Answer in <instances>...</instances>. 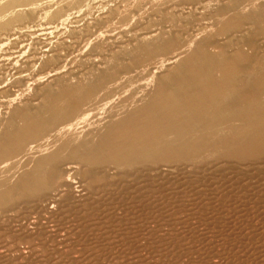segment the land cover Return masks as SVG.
<instances>
[{"label": "rangeland", "instance_id": "obj_1", "mask_svg": "<svg viewBox=\"0 0 264 264\" xmlns=\"http://www.w3.org/2000/svg\"><path fill=\"white\" fill-rule=\"evenodd\" d=\"M243 1L248 6H244L241 12L253 13L254 17L242 18L226 12V8L227 11L231 9L232 2L208 8L199 0H120V3L117 0H88L81 9H74L73 0H43L36 3L39 7L26 1L24 4L28 9L25 5L17 8L18 11L26 8L27 14L23 10L21 13L27 16L30 12L28 18L12 25L10 30H0V144L3 137L6 139L15 129L22 127L21 119L13 110L29 108L38 112L35 108L46 107L44 116L50 120L62 107L60 102L53 105L54 93L65 87L74 89L77 85L93 82L99 73L104 79L102 84L107 86V91L100 94L99 102L108 110L97 122L111 125L112 120L117 119V113L126 115L129 111L126 109L131 108L128 104L134 100L137 103L136 98L145 94L146 91L140 89L147 82V66L156 73V64L167 61L180 49L183 51L192 37L199 45L209 46L208 50H212L213 55L221 52L222 56L229 58L240 46L253 57L256 53L257 57L246 63L250 67L244 72L247 76L244 73L239 76L241 82L255 83L258 67H264V51L258 47V54L263 53L258 55L254 49L259 46L256 41L264 42V2ZM256 1L257 6H262L254 10ZM62 7L70 9L65 19L50 17L55 9ZM223 23L230 25L225 36L217 34L225 26ZM219 42L222 49L214 48L213 44ZM196 46L189 52L186 50V57L194 49L196 51ZM34 54L41 59L31 65L38 61ZM153 59L155 64L151 63ZM158 72L147 80L154 81L159 76ZM113 82L117 87H112ZM90 109L93 111L95 107ZM4 118L10 119L6 122L13 121L12 124L3 123ZM94 123L93 119L80 126L81 139L95 138L96 133L104 130V126L97 127ZM236 124L233 130L224 126L219 128V133L206 131L208 138L198 159L189 157L182 162L173 160L166 163L149 159L118 169L108 164L98 166L84 164L78 159H59L54 167L51 165L53 172L48 166L46 176L41 174L29 181L42 180L43 185L38 187L37 193L35 190H30V193L14 191L0 201V264H264V153L242 157L234 155L255 136L264 133V125L263 128H249L240 126L241 122ZM109 129L107 135L110 134ZM53 133L38 141L37 144L42 146L39 151L49 153V149L55 148L58 137ZM192 137L195 138L194 135ZM150 148L147 147L145 154H152ZM28 154L24 152L16 159L7 160V169H0V181H15L16 175L25 169V159L33 156V153ZM33 182L29 184L33 185Z\"/></svg>", "mask_w": 264, "mask_h": 264}, {"label": "bare ground", "instance_id": "obj_2", "mask_svg": "<svg viewBox=\"0 0 264 264\" xmlns=\"http://www.w3.org/2000/svg\"><path fill=\"white\" fill-rule=\"evenodd\" d=\"M26 1H30V2H33L34 4H36L37 2H41L43 0H0V20H1L0 30H8L12 25L18 24L19 22L23 21L26 17L28 18V15L30 12H28V15L26 16L25 14H27V13H25V11H24L27 8V6H26L27 4L26 5L24 4V3H26ZM73 1H75V3H73L75 6L74 9H77V8L81 9L88 0H73ZM117 1L120 3V0H117ZM187 1H189V0H187ZM192 1H194V0H192ZM199 1H200V3L204 4L206 7L209 6L208 8H210L213 5L220 4V3H228L229 4L232 2L231 9L229 8L227 11V8H226V10H225L226 12L233 13L235 16H240L242 18H250V17L252 18L255 16L253 13H247L246 11L243 12V10L241 12L242 8L245 9L244 6H248V5L244 4L245 1H243V0H242L243 2L241 0H238V1L237 0H199ZM252 1H251V3H252ZM262 1L264 2V0H262ZM30 2H27V3H30ZM60 2H62V1H60ZM99 2L101 3V1H99ZM195 2H197V1H195ZM233 2H236V3H233ZM248 2H249V0H248ZM57 3H59V2H57ZM95 3L93 5H95ZM73 4H70V6ZM117 4L115 5L116 8H117ZM22 5L23 6L25 5L24 7H26L24 10L22 9L25 14L23 12L21 13L22 10L18 11L19 8H17V7L22 6ZM93 5L90 4V6H92V7H93ZM257 5H259L258 1L254 2V4H253L254 10L256 9V7L259 8L262 6V5L261 6H257ZM190 9H191V7H190ZM200 9H201V7H200ZM69 10L70 9H68V7H67V9H65V8L63 9V7L59 8L58 10L55 9V12L53 14L51 13L52 16H50V17L63 20V19H65V17H67L68 14L66 15V12H68ZM89 10H92V9H89ZM110 10H112V9H110ZM32 11H33V9H32ZM201 11H202V9H201ZM34 12H35V10L33 11V13ZM202 12H204V10ZM257 12L258 11L254 12V13H257ZM106 13H108V12L106 11ZM200 14H201V12H200ZM99 15H100V13H99ZM103 15H106V14L104 13ZM147 16H148V14H147ZM192 16H194V15H192ZM235 16H234V18H235ZM102 18H103V16H102ZM114 18H115V16H114ZM155 19H156V17H155ZM201 20L203 21V19H201ZM260 21H261V23H263L262 20H260ZM94 22H96V21H94ZM60 23H61V21H60ZM65 23H67V22H65ZM244 23H245V20H244ZM103 24H104V22H103ZM182 24H184V23L182 22ZM185 24H187V23H185ZM96 25H97V23H96ZM189 25H191V24H189ZM249 25H250V23H249ZM141 26L143 28V24H141ZM208 26H210V24ZM254 26H257V25H254ZM229 27H230V25L223 26L218 31L217 34H219L221 36H225L226 31ZM26 28L27 27H25V29ZM197 28H198V26H197ZM257 28H258V26H257ZM189 29H192V28H189ZM50 31H52V30H50ZM88 31H90V30H88ZM132 32H133V30H132ZM83 33H85V32H83ZM236 34L238 35V33H236ZM80 35H81V32H80ZM197 35H199V33ZM197 35L195 36L196 38L199 37V36L197 37ZM204 35H205V33H204ZM202 36H203V34H202ZM77 38L79 39L80 36ZM124 39H126V38L124 37ZM192 39H193L192 41L190 40L187 42L188 47L185 48L183 51L180 52V50H181L180 49L178 51V53L175 54L173 57H171V58L168 57L169 59L167 61H165V60L160 61V63L156 64V68H157L156 73H155V71H154V73H153V71L151 72L149 69V66H147V69H145L146 70L145 73H146L147 77H152L153 75H156L158 71H159L158 72L159 76L154 81H152L153 79L147 80L148 78L145 76V78H146L145 80L147 82H145V84H143V89H140V87L138 85L139 83L138 84L136 83L137 86L139 87L138 89L142 90V92L146 91L145 94L141 93L143 96L136 98L138 101L137 103H135V100H134L135 104L132 103L131 105H129L127 103L128 106L131 107L130 109H126L123 107L124 110L125 109L129 110V111H126L127 114L126 115L121 114V115H124V117L120 118V116H121L120 113L119 114L117 113V115H115V116H117V119H115L114 121L112 120L113 123L110 122L111 125H108V123H107V125H105L106 122L101 123V124L99 122H97L104 115V113L108 110V107L103 106L101 104V102H99V98L101 99L100 94L102 93V91H104V90L107 91V89H106L107 86H105V84L104 85L102 84L104 79L102 80L103 76L101 73H99V76H97L96 80L93 82H90L88 84L84 83V85H79V86L77 85L74 89L65 87V89L58 91L57 93H54L52 96L53 105L54 104L56 105V104H58V102H60L62 104V107L58 112H54L55 113L54 117H51L50 120L46 119L47 117L45 118V116H44L46 113V109H47L46 107H43L42 109H41V107H40V109H38L39 107L35 108V109L39 110L38 112L37 111L34 112L35 111L34 109H33L34 110L33 111V110H30L29 108H24L23 111L19 110L21 112H19L18 110H13V111H16L15 113H16L17 117H19L21 119L23 124H22V127H20L18 125L19 128L15 129L12 132L13 134L10 133V135L7 136V134H8L7 133L6 139L3 137L4 140L1 141L2 143L0 144V169H1V171L4 169H7L8 166L5 165L6 161L10 160V159H14V158L16 159L17 156H20L24 152H28L29 154L33 153V156L31 157L28 154L30 157L28 158V160L25 159V161H24L25 166H23V167H25V169L22 172H20L18 175L15 174L17 176L15 178V181H12V182H7L6 180L3 182L0 181L1 182L0 183V201H3L8 193H10V192L13 193L14 191L15 192H17V191H19V192H25V191L27 192L28 191L29 192L30 190H35L37 193L38 187L43 185L42 180H40V181L33 180L34 181V182L32 181L34 183L33 185H31L32 182H29V181L31 179H34V178L37 179V176L41 175V174H43V176L44 175L46 176V170L47 171L49 170L46 168L48 166L51 167V165L53 166L55 163H57V161L59 159L62 160V158L78 159L81 162H83L84 164H89V165L90 164H94V165L98 164V166H99L100 164H108L111 166H115L116 168L117 167H124L125 168V167L131 166L132 164H135V163L138 164L141 162H145L146 160H149V159H152L153 161L158 159V161L165 162V163L171 162L173 160H177V161L181 160V162H182V160H187L189 157L197 158L201 154L200 152H202L201 151L202 146L204 145L205 140L208 138V135H207L208 132L206 133V131H209V130L213 131L214 130V132L216 131V133L217 132L219 133V132H221V129H219V128L224 127V126H227L229 128V130H233L237 126L236 122L237 123L241 122L242 125L240 124V126H244V127H249V128L250 127L251 128L252 127L253 128L254 127H256V128L260 127L261 128V126L264 125V100H263V96H264V67L263 66L258 67L257 65H255L259 69L258 71H256V74L254 73L256 75L255 83L239 81L240 80V78H239L240 74L243 75V73L246 70H250V67H248V65L246 63H249L252 60V58L257 57L256 53H255V57H253L254 55L253 56L249 55L245 51L246 49L244 47L240 46L231 54V56H228L229 58H227V56H224V55H223L224 56L223 57L221 52L219 55L218 54L213 55L210 52L212 50H208L209 46L199 45L197 43V40L194 39V37H192ZM262 39H261V41H262ZM232 41H234V40H232ZM47 42H49V41H47ZM200 42H202V41H200ZM215 42H217V40ZM249 42H248V44H249ZM252 42H255V41H252ZM68 43H70V42H68ZM181 43L182 42H180V44ZM256 43L259 45V46H256L254 48L256 50L257 54H258V51H257L258 47L262 49V50L260 49V51H264L263 50L264 44H261L260 40L256 41ZM71 44H70V46H71ZM167 44H169V43L167 42ZM195 44H197L196 51L194 49L195 52L194 51H193L194 53L190 52L191 55L186 57L188 55L186 53V50L187 51L190 50ZM65 45H66V47H67V45L69 46V44H67V43ZM213 45H214L213 46L214 48L222 49V46H221L222 44L220 42L214 43ZM241 45H243V44H241ZM186 46L187 45H185V47ZM246 46H249V45H246ZM253 46H254V44H253ZM40 49H42V48H40ZM104 49H103V51H104ZM86 52H88V51H86ZM223 53H224V51H223ZM263 53H261V54H263ZM14 54L16 55V53H14ZM63 54H65V53H63ZM34 56L37 57L35 54H34ZM85 57H87V56H85ZM6 58H8V57L6 56ZM39 58L40 57H37L36 60H38V61H33L34 63L33 62L31 63V61H28V62H30L31 65L32 64L34 65V64L40 62ZM81 60H82V58H81ZM26 61H27V59H26ZM13 62H15V61H13ZM43 62H44V60H43ZM75 63H77V62L75 61ZM151 63L155 64L156 61L153 59V62H151ZM253 63H255V62H253ZM258 64H260V63H258ZM14 65H17V64H14ZM244 65H247V66L244 67ZM24 66H22L21 68H24ZM44 67L45 66H43V68ZM13 69H14V67H13ZM35 69H36V67H35ZM51 69H53V68H51ZM90 69L88 71H91ZM125 69H126V67H125ZM15 70L16 69H14V72H15ZM26 70L28 72V69H26ZM123 71H124V69H123ZM134 71H135V68H134ZM97 72H98V69H97ZM251 72H252V70H251ZM251 72H250V74H251ZM16 73H18V72L16 71ZM123 73H119V74H123ZM127 73H129V72H127ZM143 73H144V71H143ZM247 74H249V73H247ZM35 75H38V74H35ZM96 75H98V73ZM253 77H254V75H253ZM253 77L251 79H253ZM52 79H53V77H52ZM90 79H91V76H90ZM246 79H247V77H246ZM49 80H51L50 77H49ZM23 81H25V80H23ZM73 84H74V82H73ZM113 84L114 85L112 87L115 86L114 82H113ZM136 84H134V86L132 85L133 88L136 86ZM140 86H142V85H140ZM115 87H117V86H115ZM129 87L131 88V86H129ZM130 88H128V89H130ZM135 88H134V90H135ZM121 89H123V88H121ZM78 91L81 94L79 93L76 96V93ZM124 92H125V90H124ZM135 92H134V94H137ZM104 93H106V92H104ZM138 94H139V92H138ZM128 96H130V95H128ZM78 99H80V100L78 101ZM123 99H122V102H123ZM132 101L133 100L131 99L130 102H132ZM109 104H111V103H109ZM120 104H121V102H120ZM89 105H91V107L92 106L95 107V109L92 111L90 109L91 107H89ZM107 105H108V103H107ZM52 110L53 111L56 110V109H54V106H53ZM17 111L19 112V114H17L18 113ZM47 114H48V112H47ZM49 114H50V112H49ZM52 115H53V113H52ZM5 119L6 118H4L3 123H5L6 121H10V119H8V118H7V120H5ZM93 119L95 121L94 125L95 126L97 125V127L104 126V130L96 133V135L94 134L95 138H89L88 137L87 139H85V137H83V139H81L82 138V136H80L81 132H79L80 126L82 124H86V122H89L91 120L93 121ZM12 122L13 121L6 122V123L8 125L9 123L12 124ZM250 122H252V123H250ZM95 126H94V128L96 129ZM111 126H112V129L110 130L109 127H111ZM5 127L6 126H4V128ZM8 127L9 126H7V128ZM84 127H85V125H84ZM262 128H263V126H262ZM95 129H93V130L95 131ZM108 129L110 130V134L107 135ZM51 133H53L54 137L55 136L58 137L57 145L55 146L54 149H49V150H51L49 153L41 152L42 150L39 151V149L42 146L39 145L40 143L37 144L38 141L42 140L44 137L46 138V136L50 135ZM192 135H194L195 138H193ZM65 137H67V138H65ZM220 140H222V139H220ZM190 142H191V144L187 145ZM35 144H37V145H35ZM32 145H34V146H32ZM42 145H44V143ZM243 145H245V144H243ZM147 147H151L149 151H151L152 154H150V155L145 154V150L147 149ZM36 148H38L37 149L38 152L37 151L34 152V150ZM43 149H45V148L43 147ZM59 150H60V152H59ZM47 152H48V150H47ZM262 153H264V133L259 134L258 136H255V138L252 139L250 142H248L245 146H243L242 148H239V150H236L234 155L236 157H242V156H253V155L262 154ZM36 154H38V155L34 156ZM24 162H23V164H24ZM183 163H185V162L183 161ZM187 163H188V161L186 162V164ZM193 163H194V161H193ZM200 163H203V162H200ZM238 163H240V162H238ZM12 166H14V165H12ZM191 166H189V167L191 168ZM67 167L68 166H66V168ZM141 167H143V166H141ZM52 170L53 169L51 167V171ZM56 171H57V169L55 170V173H56ZM2 174H4V172H2ZM2 174H1V177H3ZM61 174H59V175H61ZM71 174H72V172H71ZM52 176H53V173H52ZM9 177L7 180H9ZM56 178H57V176H56ZM29 183H31V184H29ZM49 183H50V181H49ZM65 184H68V182L65 181ZM58 191H59V189H58ZM45 197H46V195H45ZM207 251H208V249H207Z\"/></svg>", "mask_w": 264, "mask_h": 264}]
</instances>
